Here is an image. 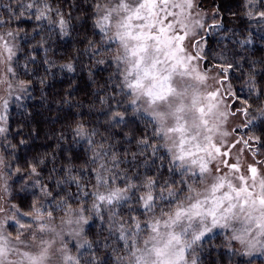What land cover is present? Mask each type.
<instances>
[{
	"label": "snow or ice",
	"instance_id": "6c2138e0",
	"mask_svg": "<svg viewBox=\"0 0 264 264\" xmlns=\"http://www.w3.org/2000/svg\"><path fill=\"white\" fill-rule=\"evenodd\" d=\"M88 2L99 40L86 51L112 69L98 97L101 126L142 128L122 133L123 147L114 133L77 121L72 132L88 145L86 166L69 164L59 177L55 165L42 175L44 159L14 168L5 155L15 147L8 110L13 101L23 107L32 81L19 76L25 30L12 25L48 21L67 35L70 14L51 0L0 3V264H201L216 234L234 256L264 254V138L247 131L264 118V87L249 73L241 96L229 75L239 63L207 55L218 10L209 15L198 0ZM245 7L264 21V0ZM13 175L24 180L21 191L34 190L26 209L13 202ZM93 219L106 225L103 240L86 231Z\"/></svg>",
	"mask_w": 264,
	"mask_h": 264
},
{
	"label": "trees",
	"instance_id": "16d2710c",
	"mask_svg": "<svg viewBox=\"0 0 264 264\" xmlns=\"http://www.w3.org/2000/svg\"><path fill=\"white\" fill-rule=\"evenodd\" d=\"M7 2L10 0H0V3ZM51 2L70 14L67 35L61 34L58 27L50 26L48 21L22 19L12 25L23 28L26 33H22L19 40L22 51L18 53V73L21 79L32 81V87L29 89L30 97L22 102L23 107L16 101L9 107L7 136L15 147L8 148L5 155L13 160L14 168L20 167L22 171L29 163L44 159V163L38 165L42 175L47 177L55 165L56 171L52 175L59 177L63 167L69 164L75 169L86 166L90 155L88 145L76 139L72 132L77 121H83L89 128L95 127L105 135L114 133L113 139L120 141L123 147L129 145L122 133L137 129L135 134L138 136L142 121L129 123L128 127L119 125L105 132L101 125L106 124L107 117L98 97L105 95L103 88L112 69L107 65H95L90 52L86 51L89 40H99L92 27L89 2ZM200 4L206 9L218 10L217 21L221 25L205 36L207 55L211 58L223 54L228 60L239 63L240 67L229 75L241 96L248 94L244 81L249 73L255 77L258 86L264 87V21H260L259 17L250 19L245 14L246 0H200ZM0 13L6 14L5 9L0 8ZM245 38L248 42L241 44L240 41ZM30 56L35 57L34 61H28ZM25 63H28L26 70L23 68ZM67 63H72L75 70L61 67ZM247 131L249 135L264 138V118L256 119ZM21 140L25 143L21 144ZM3 150L0 143V151ZM23 184L20 175L12 176L13 202L26 209L34 190L21 191ZM85 227L92 239L103 240L107 236L106 225L97 219ZM213 240L216 246L206 245L201 264H244L240 256L232 255L222 246L220 234L214 235Z\"/></svg>",
	"mask_w": 264,
	"mask_h": 264
},
{
	"label": "rangeland",
	"instance_id": "374dc122",
	"mask_svg": "<svg viewBox=\"0 0 264 264\" xmlns=\"http://www.w3.org/2000/svg\"><path fill=\"white\" fill-rule=\"evenodd\" d=\"M199 4H200V0H198ZM200 8L205 12V13H208L209 15H211L212 13L216 12L215 9H206L204 7H202V5L200 4ZM218 18V15L216 16V20ZM209 23H212L211 20L208 21ZM207 34V33H206ZM207 41V39H206ZM207 44L206 43V47H205V51L207 49ZM14 102V101H13ZM12 102V103H13ZM12 103L10 104V106L12 105ZM9 106V107H10ZM240 123V119H235V120H232L230 121V125L231 126H234L235 124H239ZM250 159V157H249ZM241 260L244 261V264H264V254H261V253H255L253 254L251 257L249 256H244V257H241Z\"/></svg>",
	"mask_w": 264,
	"mask_h": 264
}]
</instances>
